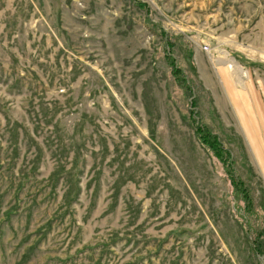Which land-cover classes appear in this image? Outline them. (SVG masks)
<instances>
[{"label":"rangeland","instance_id":"1","mask_svg":"<svg viewBox=\"0 0 264 264\" xmlns=\"http://www.w3.org/2000/svg\"><path fill=\"white\" fill-rule=\"evenodd\" d=\"M263 157L264 0H0V264H264Z\"/></svg>","mask_w":264,"mask_h":264},{"label":"bare ground","instance_id":"2","mask_svg":"<svg viewBox=\"0 0 264 264\" xmlns=\"http://www.w3.org/2000/svg\"><path fill=\"white\" fill-rule=\"evenodd\" d=\"M226 56V59L224 60V63H226L227 65H231V69H232V73L237 78V82L240 83L239 81H241V74H245V70L243 69V67L232 57L227 56L226 53H224ZM241 84V83H240ZM243 85V84H242Z\"/></svg>","mask_w":264,"mask_h":264},{"label":"trees","instance_id":"3","mask_svg":"<svg viewBox=\"0 0 264 264\" xmlns=\"http://www.w3.org/2000/svg\"><path fill=\"white\" fill-rule=\"evenodd\" d=\"M204 140L209 146L217 148L218 150H222L221 146L218 145V142L214 138H211V140L209 138L208 139L204 138ZM203 145L207 148V146L204 143ZM217 154H218V151H217Z\"/></svg>","mask_w":264,"mask_h":264},{"label":"crops","instance_id":"4","mask_svg":"<svg viewBox=\"0 0 264 264\" xmlns=\"http://www.w3.org/2000/svg\"><path fill=\"white\" fill-rule=\"evenodd\" d=\"M262 162H264V157H263V160H262Z\"/></svg>","mask_w":264,"mask_h":264}]
</instances>
